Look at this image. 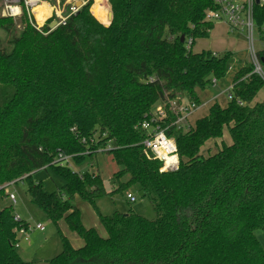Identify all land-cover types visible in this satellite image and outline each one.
I'll return each mask as SVG.
<instances>
[{"label":"trees","instance_id":"obj_1","mask_svg":"<svg viewBox=\"0 0 264 264\" xmlns=\"http://www.w3.org/2000/svg\"><path fill=\"white\" fill-rule=\"evenodd\" d=\"M85 1L55 29V17L38 27L24 7L12 18L0 5V264H36L16 248V229L28 223L1 205L17 183L53 223L65 219L84 240L74 248L64 238L50 264H264L256 236L264 231V100L255 101L264 79L253 65L234 76L233 99L213 103L191 129L173 126L170 114L164 126L177 145V171H161L137 128L159 105L170 113L172 100L202 106L198 90L230 70L232 53L193 51L214 28L205 15L215 0H106L111 23L102 0ZM254 19L261 29L264 7L255 6ZM258 55L264 71V51ZM211 144L216 151L204 156ZM108 145L102 153L120 168L112 193L139 189L156 217L100 214L102 237L84 227L74 200L96 205L108 195L102 176L87 169ZM59 153L78 169L61 166ZM47 168L64 180L53 193L33 177Z\"/></svg>","mask_w":264,"mask_h":264},{"label":"rangeland","instance_id":"obj_2","mask_svg":"<svg viewBox=\"0 0 264 264\" xmlns=\"http://www.w3.org/2000/svg\"><path fill=\"white\" fill-rule=\"evenodd\" d=\"M45 1V0H43ZM51 3H57V0H48ZM67 0H59L60 7H65L68 10L71 4H66ZM242 2L244 0H241ZM68 2V1H67ZM104 10L106 12V22H108L109 13L111 8L106 3V0H102ZM1 7L4 9L3 0L0 2ZM2 9V10H3ZM38 22V21H37ZM47 22V21H46ZM45 22V23H46ZM45 23H38L39 26ZM221 23H216L214 28L210 31L209 36L204 39H198L195 41L193 51H210L217 55L224 53H232V58L229 61V66L233 67V70L227 71L225 78L220 80L218 87L211 86L205 90H198L197 95L199 101L203 104L196 111V115L192 121V124L201 117H204L208 113V106L210 100L231 87L233 84V78L236 73L246 64L250 63L251 51L249 40L245 32L235 31L230 32L229 28ZM222 26V27H219ZM4 43L7 42V36L5 33L0 32ZM254 48L258 52L262 50L263 44L257 27L254 28ZM229 87V88H228ZM221 93V94H222ZM264 98V88L259 93L257 99ZM188 100L184 97V102ZM227 94L219 100L222 106H226ZM223 140L229 143L230 136L225 131ZM211 150V154L216 151L215 145L211 144L209 147L202 151L204 156H208V152ZM76 165L73 163V169H76ZM78 169V168H77ZM87 169L91 172L98 173L102 176L106 191L108 195L99 199L96 205H93L87 201H84L79 196H76L74 204L80 211L81 222L86 228H95L96 231L102 237L107 236V231L101 221V215H112L115 212L127 213L134 211L148 219H155L156 212L153 208V204L149 197L143 196V193L137 188H131L130 190L121 193H112L115 190V181L113 179L114 173L120 170V168L112 161L111 156L100 153L93 162V165H89ZM34 180L42 182L46 192L53 193L58 191L64 184V180L58 174H56L52 168L42 169L34 174ZM8 194L14 193L17 198V204L13 203L9 199V195L1 202V205H12L15 215H19L21 218L30 222L31 229L29 230V240L26 241L24 237L20 238V247L17 248L18 253L26 261H32L39 264H50V261L62 250L63 240L66 238L71 245L79 247L84 244V240L77 232H74L65 219L60 220L57 224L53 223L49 217L33 203L26 193V186L23 183L13 184L8 189ZM129 195L135 196L137 201L130 202ZM37 224H42L45 227L44 232H40L36 229ZM256 236L264 248V231H257Z\"/></svg>","mask_w":264,"mask_h":264},{"label":"built area","instance_id":"obj_3","mask_svg":"<svg viewBox=\"0 0 264 264\" xmlns=\"http://www.w3.org/2000/svg\"><path fill=\"white\" fill-rule=\"evenodd\" d=\"M43 0H3L4 9L2 10L3 17L17 18L21 16L23 7L26 9L29 17H33L36 21L34 8L39 6ZM217 5L216 10H208L205 15V20L208 23L216 24L218 22H224L228 25L230 32L241 31L245 32L247 39L250 44L251 60L249 61L253 67L254 72L259 74L264 79V71L259 58V52L264 51V26L259 30L261 42L263 48L260 51H256L254 48V28L257 27L254 19V8L256 5L264 7V0H215ZM79 7L76 5L69 6L68 10L64 12H58L54 8L52 9V15L49 19L55 17L59 25H65L68 18L76 14ZM46 20V21H47ZM37 23V22H36ZM38 25V24H37ZM38 27H41L38 25ZM193 40L190 39L187 43V47L192 46ZM217 55V54H215ZM232 70V67L230 68ZM218 81L213 80V86H217ZM233 86L227 89L224 94H227V100H232L233 96L230 91ZM169 111L166 106L159 105L156 110L143 122L138 125V129L144 133L145 138L143 140V146L146 151L153 155V157L162 163V172H175L179 169L180 159L178 156L177 145L173 138L168 137L167 129L164 126L168 121L170 114L175 116V121L172 123L173 126L189 130L194 124H192L193 116L199 107L192 102H184V99H175L168 103ZM85 141V140H83ZM112 149L111 145L106 148L98 150V153L106 152ZM57 160L61 161V166H67L73 168L72 156L64 155L59 153ZM9 199L13 205L17 204V198L14 193H10ZM131 203L137 201L135 196L129 195ZM15 222L22 223L24 220L19 216L15 215ZM31 225L28 224L27 228L20 227L16 229L17 244L16 248L20 247V238L24 237L27 241L29 239V230ZM36 229L43 232L45 227L42 224H37Z\"/></svg>","mask_w":264,"mask_h":264},{"label":"crops","instance_id":"obj_4","mask_svg":"<svg viewBox=\"0 0 264 264\" xmlns=\"http://www.w3.org/2000/svg\"><path fill=\"white\" fill-rule=\"evenodd\" d=\"M68 1V2H67ZM66 1V4H71V5H78V3L79 2H82L83 4H85L86 3V1L85 0H67ZM59 2V0H57V3L55 2V4H53V3H51L50 1H48V0H45L44 1V3H47V4H49V6L51 7V12H50V15H52V9L54 8L56 11H58V12H64L65 10H66V8L65 7H63V8H61L60 7V4L58 3ZM43 3V2H42ZM41 6V5H40ZM94 6V0H93V5H92V7ZM92 9V8H91ZM49 15V16H50ZM49 16L46 18V20L49 18ZM36 18V17H35ZM46 20H44V22L43 23H45L46 22ZM36 22H37V20H36ZM39 22H37V24H38ZM218 23H221L220 25H224V26H227V28H228V25L226 24V23H224V22H218ZM39 25V24H38ZM40 26H42V25H40ZM214 26H215V24H214ZM219 27H222V26H219ZM201 52H203V51H201ZM201 52H196V53H201ZM232 70H233V67H232ZM218 85H219V83L217 84V86L216 87H218ZM232 86V85H231ZM229 88V87H228ZM224 91V90H223ZM222 91V92H223ZM221 92V93H222ZM218 94L217 96H215V97H213L211 100H210V102H209V106H208V108L213 104V103H215V102H218L219 103V100L221 99V98H223V96L225 95L224 93H222V94ZM258 97V96H257ZM257 97H256V99H255V101H263L264 100V98H262V99H257ZM220 104V103H219ZM203 105V104H202ZM227 105V104H226ZM195 115H196V113H195ZM195 115L193 116V119H194V117H195ZM196 122V121H195ZM195 124V123H194ZM23 219V218H22ZM24 221H26L28 224H30V222L29 221H27L26 219H23ZM41 232V231H40ZM44 232V231H43ZM29 240V239H28ZM27 240V241H28ZM84 245V244H83ZM83 245H81V246H79V247H75V246H73L74 248H80V247H82ZM60 253V252H59ZM58 253V254H59ZM32 262V261H31ZM36 264H39V263H36Z\"/></svg>","mask_w":264,"mask_h":264},{"label":"bare ground","instance_id":"obj_5","mask_svg":"<svg viewBox=\"0 0 264 264\" xmlns=\"http://www.w3.org/2000/svg\"><path fill=\"white\" fill-rule=\"evenodd\" d=\"M40 5L35 7L33 12L35 14L36 20L41 24L50 15L51 7L49 6V4L44 2Z\"/></svg>","mask_w":264,"mask_h":264},{"label":"water","instance_id":"obj_6","mask_svg":"<svg viewBox=\"0 0 264 264\" xmlns=\"http://www.w3.org/2000/svg\"><path fill=\"white\" fill-rule=\"evenodd\" d=\"M83 5H84V4H83L82 2H79L78 5H77V7L81 8ZM109 18H110V23H111V21H112V19H113V13H112V11H111L110 14H109ZM110 23H109V24H110ZM109 24H107V26H108ZM57 26H58V22H57V21H54V22L50 25V28H51V29H55ZM181 40H182V42H183V41H184V38L182 37Z\"/></svg>","mask_w":264,"mask_h":264}]
</instances>
